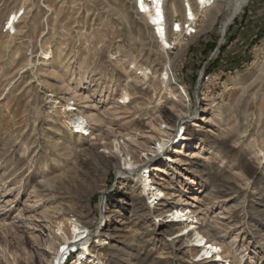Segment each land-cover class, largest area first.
<instances>
[{"label":"rangeland","instance_id":"rangeland-1","mask_svg":"<svg viewBox=\"0 0 264 264\" xmlns=\"http://www.w3.org/2000/svg\"><path fill=\"white\" fill-rule=\"evenodd\" d=\"M232 4L217 0L169 51L132 0H0V264H52V224L72 216L94 245L115 235L108 264H222L179 234L186 223L159 221L177 204L229 264H264V21L247 34L264 0L223 28ZM181 10L168 2L169 18Z\"/></svg>","mask_w":264,"mask_h":264},{"label":"bare ground","instance_id":"bare-ground-1","mask_svg":"<svg viewBox=\"0 0 264 264\" xmlns=\"http://www.w3.org/2000/svg\"><path fill=\"white\" fill-rule=\"evenodd\" d=\"M187 1H188L187 2L188 5L190 7V13L192 14L190 2H189V0H187ZM202 1H204V0H202ZM247 1L248 0H233V4H232L233 11H232V14L228 18V20L224 23V26H222L223 28H225V26L232 21L233 17L239 12V10L242 8V6ZM162 3H163V0H135V4L137 5V8H139L138 4H140V6L142 7L143 10H146V9L152 7V6H155L156 10L158 12L159 18L163 17V13H162V9H161L162 8L161 7ZM195 3L198 6L199 5V0H195ZM173 7H174V9H173L174 11L177 10V6L175 4H173ZM181 7H182V10L183 11L185 10V13H186V6H185V3H184V0H181ZM19 10L20 9H18L16 12L10 13L8 15V17H7V22L6 23L11 24L10 26L13 29V33H16L17 30H18L17 26H15V21H16L15 19L18 18ZM182 10L180 12H182ZM23 12H25L24 9H23ZM148 15H150V14H148ZM173 16H172V18H169V21H171L172 23L171 22L170 23L173 25V27H175V29L178 30L180 28L179 21L175 20L173 18ZM203 16H205V13H203ZM175 29H173V31H175ZM223 31H224V29H223ZM153 35H155V37H156V34H153ZM163 44H164L165 47H171L170 46L171 43L168 42V40H164ZM41 55H42V57H43V59L45 61L49 60L53 56V50L51 48L47 47V48H45V49H43L41 51ZM131 64H132V67H136L137 66L136 62H134V61L131 62ZM145 69H147V68H145ZM145 69L143 67H140V70H142L141 72L143 73V75L145 77H147V72H145ZM167 78L169 79L168 72H165L164 76L161 77L160 80L163 83L166 84V79ZM64 108H65V110H69V111L75 110V108L72 107L71 103H67L64 106ZM69 121L73 125V128H76L75 132L89 134V128L87 127L86 117L83 114L75 113L74 116L69 119ZM178 125L180 127L181 121L178 122ZM177 135H179V133H176L175 137ZM181 139H183L182 133L178 136V141L181 140ZM174 140H175V138H174ZM127 162L129 164V166H133L134 163H135L134 161H132V158L128 159L127 157H125V164H127ZM145 167L146 166L143 165L141 167V169H139L136 173H137L140 181L143 184V191H147V190L150 191V189H151L150 174H149V170H144ZM116 170H117V173H119V174H123V173L128 172L127 170H124L121 166H118L116 168ZM155 190H156V192H154V190L152 191V196L151 197H156L157 198L158 195L163 193V192L158 191L157 188H155ZM102 203H103V201H102ZM190 218H192V212L190 210H187V208L182 207L180 204H177L176 206H174V207H172L170 209H167L165 214L159 219V221L160 222L186 223L185 227H182L179 230V234L182 235V234H185V233H191V236H192L191 240H192L193 244L195 246L201 247L203 249V252L201 253L202 256H204V255L215 256V259H214L215 261L216 260L217 261H221L222 264H229L230 263V259H228V257L226 256V253H224L226 251H220V246L218 245L217 241L215 242L214 240L208 239V237L201 232V230L199 229V226L196 225L195 222H194V217L191 220V222H188V220ZM53 225H54V231L56 233V236H58L60 242H58V239H57V242L56 241H52V247H53L52 248L53 249V251H52V253H53L52 264H63L65 255L60 254V246L63 245V244H65L66 246H69V247H74V248L78 244L81 245V250L79 252V255L74 260V262L72 264H83V259H87L88 256H89V258H91L89 260V262H92V261L96 260V256L95 255H89L90 254L89 248L84 250L83 242H87L88 240L86 238L83 239V240H80V239H82L84 237V234L88 230L86 229V227L83 224H81L80 221H77V220H75L73 218L65 217L64 219H61V220H58L57 222H55V224H52V226ZM160 233L161 234H167L165 232H160ZM114 236L115 235H112L110 233L109 235H107V238H114ZM52 237L55 238L54 236H52ZM107 238L106 237L105 238H101L98 241L100 243H104L105 244V243H107L105 241V239H107ZM78 240H80V241H78ZM101 240L103 242H101ZM49 244H51V243H48V245H47L48 247H49ZM199 252L200 251H197L196 255H194V256L198 257L199 256L198 255ZM99 264H101V263H99Z\"/></svg>","mask_w":264,"mask_h":264},{"label":"built area","instance_id":"built-area-1","mask_svg":"<svg viewBox=\"0 0 264 264\" xmlns=\"http://www.w3.org/2000/svg\"><path fill=\"white\" fill-rule=\"evenodd\" d=\"M170 0H163V3L161 5L163 17L159 18L158 12L156 10L155 6H152L146 10H143L140 4H138L139 8H137V5L135 4V0H132L133 6L135 9V12L145 18V20L148 23L149 28L151 29L153 34H156V41L159 43V45L164 48L165 50H173L175 49L176 46V41L177 39L175 38H180V39H189L193 37L198 29V26L201 21V17L203 16V13L205 11L209 10L212 8L217 0H199V5L195 3V0H189L192 14L190 13V7L188 5V1L184 0L185 6H186V13L184 10L183 16L181 19H179V24L180 28L178 30L173 27L172 24H169V15H168V2ZM24 12L23 9H20L18 12V18L15 19V26H17V22L21 20ZM150 14V15H148ZM12 16V15H11ZM11 24L6 23L5 24V29L9 32H13L12 27L10 26ZM175 29V31H173ZM164 40H168V42L171 43V47H165L163 42ZM73 219L77 220L78 219L74 216H72ZM82 224V223H81ZM86 227V226H85ZM88 230L85 234L84 237L80 240L87 239L88 240V248L90 251L89 255H95L96 260L89 262L91 258L89 256L87 259H83V264H108L107 261L102 257L101 253L99 252L100 249L104 248V243H100L98 239H95V245L92 243V233L89 227H86ZM78 240V241H80ZM81 250V245L78 244L75 248L74 247H69L66 246L65 244L60 246V254L65 255L63 264H72L74 260L78 257L79 252Z\"/></svg>","mask_w":264,"mask_h":264},{"label":"crops","instance_id":"crops-1","mask_svg":"<svg viewBox=\"0 0 264 264\" xmlns=\"http://www.w3.org/2000/svg\"><path fill=\"white\" fill-rule=\"evenodd\" d=\"M263 17H264L263 15L259 14L256 11L255 15L251 18L252 20L247 23V30H248L247 34L248 33L250 34L251 31L253 30L255 31L261 27L264 21Z\"/></svg>","mask_w":264,"mask_h":264}]
</instances>
